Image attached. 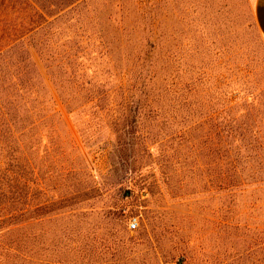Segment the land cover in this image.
<instances>
[{"label":"trees","instance_id":"1","mask_svg":"<svg viewBox=\"0 0 264 264\" xmlns=\"http://www.w3.org/2000/svg\"><path fill=\"white\" fill-rule=\"evenodd\" d=\"M213 3L0 0V264H264V37Z\"/></svg>","mask_w":264,"mask_h":264},{"label":"rangeland","instance_id":"2","mask_svg":"<svg viewBox=\"0 0 264 264\" xmlns=\"http://www.w3.org/2000/svg\"><path fill=\"white\" fill-rule=\"evenodd\" d=\"M213 1L215 8L224 7V9H228L229 7H231L232 2H235L238 11L241 14L242 20L245 23L248 22V20H250L249 15H247L248 14L247 12L249 11V13L253 14V0H244V2L241 0H213ZM59 109L62 111L61 106H59ZM69 130L71 132V136L73 137V139L79 143L78 135L72 124H69ZM108 151L109 148L102 150V149H95V147L91 150H84V153L86 155V158L89 162L92 171L98 176L106 175L109 171L110 166L108 164V160L106 156ZM181 208L184 209L185 206H182ZM132 218L133 217H131V219ZM137 222H138L137 227H139L141 225V220L137 218Z\"/></svg>","mask_w":264,"mask_h":264},{"label":"crops","instance_id":"3","mask_svg":"<svg viewBox=\"0 0 264 264\" xmlns=\"http://www.w3.org/2000/svg\"><path fill=\"white\" fill-rule=\"evenodd\" d=\"M253 14L257 26L264 37V0H253Z\"/></svg>","mask_w":264,"mask_h":264},{"label":"built area","instance_id":"4","mask_svg":"<svg viewBox=\"0 0 264 264\" xmlns=\"http://www.w3.org/2000/svg\"><path fill=\"white\" fill-rule=\"evenodd\" d=\"M137 225H138V222L136 218H132L129 220V224H128L129 229H135Z\"/></svg>","mask_w":264,"mask_h":264}]
</instances>
